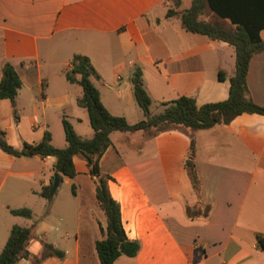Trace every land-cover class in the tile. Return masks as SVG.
<instances>
[{
  "label": "crops",
  "instance_id": "0c3cea01",
  "mask_svg": "<svg viewBox=\"0 0 264 264\" xmlns=\"http://www.w3.org/2000/svg\"><path fill=\"white\" fill-rule=\"evenodd\" d=\"M191 3L0 0V81L7 62L22 81L15 106L0 99V130L7 142L22 149L25 143H40L48 132L55 147L52 115L61 113L83 124L80 131L72 125L79 136L94 135L87 110L79 105L82 88L67 80L72 58L54 60L66 50L90 59L99 76L92 82L104 106L130 124L144 120L131 83L136 67L142 70L151 106L159 110L181 97L195 99L198 107L227 100L235 48L188 33L180 15L166 17L169 10L181 13ZM201 20L232 27L209 8ZM260 36L264 39V30ZM247 86L264 107V51L250 62ZM77 87L81 96L75 99ZM191 135L198 191L185 167ZM110 138L100 171L110 177L127 238L141 245L137 256H121L114 264H264V115L244 113L227 125L196 132H113ZM61 143L62 149L68 145L66 139ZM54 162L51 157L15 158L0 150V212L13 215L11 210L25 207L33 218L15 216L21 224L13 226L38 223L28 247L32 258L19 264H101L96 244L106 217L96 198V178L76 156V177L62 176L47 208L41 193L57 185ZM22 186L26 199L19 203ZM63 186L74 187L72 194ZM11 228L0 229V252ZM45 244L64 257H44Z\"/></svg>",
  "mask_w": 264,
  "mask_h": 264
},
{
  "label": "trees",
  "instance_id": "16d2710c",
  "mask_svg": "<svg viewBox=\"0 0 264 264\" xmlns=\"http://www.w3.org/2000/svg\"><path fill=\"white\" fill-rule=\"evenodd\" d=\"M178 5L180 0H174ZM207 8L222 19L230 20L232 27H226L221 21H204L201 17ZM180 15L181 24L185 31L192 34L206 36L211 40L229 43L235 48V72L229 79L230 91L227 100L210 103L198 107L195 99L181 97L175 101L164 103L163 111L153 115L151 113L152 100L149 96L141 68L134 69L131 83L133 95L137 105L143 111L145 119L130 124L125 117L112 115L104 106L100 92L92 82V78H99L88 57L75 55L72 60V70L67 75L71 84L82 88L79 105L87 110L94 135L90 139L79 136L72 124L63 119L66 148L59 149L52 145L50 133L36 144L25 143L22 149L11 146L4 132L0 130V150L15 158L51 157L55 160L54 171L57 174V185L53 182L44 187L41 195L51 199L62 183V176L75 178L77 171L74 164L76 156L82 157L88 166L90 174L96 178V198L106 217V226L101 228L102 239L97 242L96 249L101 264H114L121 256L134 258L141 245L138 241L127 238L119 204L112 198L108 181L110 177L100 171V160L111 147L110 135L113 132L145 133L163 132L170 129L209 130L216 125H227L237 116L244 113L264 115V107L253 100L247 86V75L252 58L264 51V39L260 34L264 30V0H192L190 7L181 13L169 10L166 17ZM79 77V79H77ZM219 79L224 80V74L219 73ZM22 87V81L17 68L7 62L2 70L0 81V99L9 100L13 106ZM196 140L191 135L189 157L185 167L196 191L199 190V179L196 173L194 158ZM55 178L53 179V181ZM74 190V187H72ZM14 216L27 219L33 218L28 208L11 210ZM37 222L31 227L13 226L9 237L0 252V264H19L23 260H31L28 249L31 240L36 236ZM64 253L51 244H45L44 257L63 258ZM38 262V261H37Z\"/></svg>",
  "mask_w": 264,
  "mask_h": 264
},
{
  "label": "rangeland",
  "instance_id": "374dc122",
  "mask_svg": "<svg viewBox=\"0 0 264 264\" xmlns=\"http://www.w3.org/2000/svg\"><path fill=\"white\" fill-rule=\"evenodd\" d=\"M208 19H211V20H214V18L212 17H207ZM233 49V48H232ZM69 50H66V51H63L62 53H60V55L58 57H56L54 60L57 61V62H62V61H65L67 60L69 57H71V62L74 58L75 55H72L73 51H69ZM234 51V49H233ZM72 52V53H71ZM234 53V52H233ZM235 54V53H234ZM235 56V55H234ZM232 66H233V69L235 70V57H233V61H232ZM56 69H61V67H58ZM232 69V70H233ZM130 70V69H129ZM225 70L226 72L230 73L231 74V68L229 67H225ZM128 73V70L126 71V74ZM77 92L75 94H73V97H78L80 98L81 96V90L80 88L78 89L77 87ZM159 105H155L153 104L151 106V113L153 115H156V114H159L162 110L160 109H157ZM137 108L139 109V113H141V117L143 119H145V116L143 114V111L141 110L140 107L137 106ZM67 113H61V114H53L52 115V122H53V125H52V132L54 134V145L56 148H59V149H62L61 146H63V144L61 143L64 139H65V132H64V129H63V126L61 124V121L66 118H67ZM71 124L74 126V128L78 131L82 130L84 127H83V124H80L78 123L77 121H72V119H68ZM38 122L42 124V119H38ZM74 129V130H75ZM68 144V143H66ZM23 187V186H22ZM24 189H21L20 191H17L18 192V195L16 198H18L19 196H21L20 198H18V200H16V202H24L25 199H26V193L24 192L26 190V187H23ZM36 189L38 190H41V187H36ZM63 189H65L67 191V195L68 194H72V186H63ZM30 200V199H29ZM51 200V199H50ZM50 200L49 199H46L45 200L43 199V204H46V207L48 208L50 206ZM33 201V199H32ZM31 201V204H33V206H38V205H34V203ZM27 202V201H26ZM45 206V205H43ZM21 220L20 218L18 217H15L13 215H11L9 212L7 211H1L0 212V229H3V228H11L13 225H20L21 223Z\"/></svg>",
  "mask_w": 264,
  "mask_h": 264
}]
</instances>
